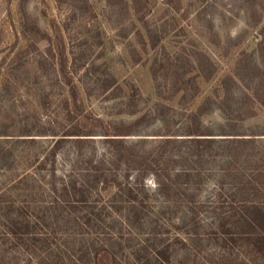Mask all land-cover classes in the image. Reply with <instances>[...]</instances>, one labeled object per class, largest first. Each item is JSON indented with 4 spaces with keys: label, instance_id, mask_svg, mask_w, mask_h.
I'll use <instances>...</instances> for the list:
<instances>
[{
    "label": "rangeland",
    "instance_id": "374dc122",
    "mask_svg": "<svg viewBox=\"0 0 264 264\" xmlns=\"http://www.w3.org/2000/svg\"><path fill=\"white\" fill-rule=\"evenodd\" d=\"M123 1L0 0V149L15 156L11 166L0 160V194H16L12 187L29 170L32 145L19 139L41 132L34 147H48L69 126L71 81L86 111L141 153L167 134H185L187 101H196L191 109L202 101L244 109L242 117L234 112L235 126L215 109L202 120L217 134L254 135L264 147V0H148L140 14ZM66 159L61 154L59 169ZM146 184L154 190V176Z\"/></svg>",
    "mask_w": 264,
    "mask_h": 264
},
{
    "label": "trees",
    "instance_id": "16d2710c",
    "mask_svg": "<svg viewBox=\"0 0 264 264\" xmlns=\"http://www.w3.org/2000/svg\"><path fill=\"white\" fill-rule=\"evenodd\" d=\"M132 2L140 14L149 1ZM59 68L69 79L64 59ZM67 85L69 126L48 147H34L41 132L19 139L32 145L29 170L12 187L16 194H0V264L23 257L28 264H264V147L254 135L217 134L202 120L215 109L235 126L234 112L242 117L244 109L229 101L191 109L196 101H187L185 134H167L141 153L86 111L75 83ZM63 153L69 165L59 169ZM12 157L0 149L3 164Z\"/></svg>",
    "mask_w": 264,
    "mask_h": 264
}]
</instances>
